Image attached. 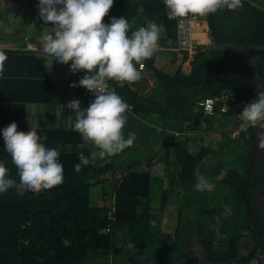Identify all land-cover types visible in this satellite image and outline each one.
<instances>
[{
  "label": "trees",
  "instance_id": "trees-1",
  "mask_svg": "<svg viewBox=\"0 0 264 264\" xmlns=\"http://www.w3.org/2000/svg\"><path fill=\"white\" fill-rule=\"evenodd\" d=\"M120 16L132 20L129 34L139 22L148 25L155 21L166 29L159 41L165 48H158L145 61L146 68L139 82L121 86L110 81L116 84V93L132 104L130 114L159 122L162 129L154 132L153 144L163 143L164 150L143 162L144 165L140 149L131 151L129 147L110 160L96 157L94 165L77 172L74 166L80 162V154L92 159L98 149L93 150L91 143L84 142L75 126L38 125L34 130L42 137L47 136L46 147L56 148L60 153L64 182L39 194L26 190L10 154L4 149L2 130L12 122L18 125V131L30 130L24 124L25 101L44 98L31 93L20 82L23 75H32L26 70L40 64V60L32 50L0 48L8 57L6 78L0 80V111L9 116L0 123V162L9 169V178L16 181L14 188L0 194V264H139L150 260L171 264L178 253L177 257L185 260L196 249L187 240L191 237L188 227L192 226L190 206L196 202L201 205L196 237L209 250L214 249L211 252L215 259L226 264H264V158L258 154H254V159L250 156L245 163L247 174L235 170L221 180L232 184L231 192L241 204V209L234 214L237 220H228L223 211L220 214L218 202L210 204L214 201L211 191L195 190L201 175L214 182L212 168H205L204 160L214 149L208 142L191 149L189 143L193 136L187 131L199 126L202 119L208 124L216 117L223 119V114L204 115L198 106L203 97L231 91L236 100L229 112L241 113L252 102L250 96L259 83L264 84V7L257 0H244L242 10L225 9L208 15L212 42L206 50L195 54L189 71L183 67L188 50L167 48L176 40L177 19H169L163 0H114L104 20L110 23L112 17ZM147 71L152 72L156 81L153 86L146 83ZM77 74L78 83L85 73ZM76 93L83 100L84 108L95 99L83 87H78ZM126 129L125 125V136ZM157 158L165 167L170 186L160 192V201L154 205L152 171L155 170L150 165ZM98 184L99 196L111 197L110 203L92 198V187ZM222 188H226L224 184ZM173 189L181 198L177 208L180 211L176 226L166 230L158 221L162 219L160 212L168 210ZM190 193L200 198L188 200ZM156 209L159 210L156 212ZM209 209V214L214 212L210 219L204 212ZM240 219L249 238L245 240L249 249L243 254L237 237H226L224 232V227L226 232L233 226L237 229ZM223 236L228 240L225 248L221 247ZM182 239H186L183 247ZM125 242L132 246L126 247ZM143 244L150 250L145 259L141 256L147 252L140 246Z\"/></svg>",
  "mask_w": 264,
  "mask_h": 264
},
{
  "label": "clouds",
  "instance_id": "clouds-1",
  "mask_svg": "<svg viewBox=\"0 0 264 264\" xmlns=\"http://www.w3.org/2000/svg\"><path fill=\"white\" fill-rule=\"evenodd\" d=\"M35 1L40 19L46 25H54L51 32L46 31L41 37L42 52L61 65L71 61L70 71L73 74L83 71L85 74L79 82L70 84V87H83L95 97L84 109L79 99L74 98L67 103L68 109L75 113V130L84 142L98 149L92 159L80 154V162L74 166L79 172L82 167L94 165L96 157H113L133 145L135 133H130L126 138L123 132L131 105L114 89L109 90L108 83L114 81L123 86L124 83L131 85L139 82L143 78L144 61L155 54L166 29L163 24L152 21L147 27H140L129 34L131 26L124 16L112 17L110 23H105L104 18L109 14L114 0ZM243 2L163 0L169 19L184 22L189 17H196L195 22L200 17H206L210 41L206 38L203 42L208 43H203L205 45L212 42L207 16L225 9L242 10ZM195 30V34L201 33ZM7 58L6 53L0 51V80L6 78ZM239 115L245 126H264V92H259L257 98L246 104ZM2 135L4 149L10 154L18 170L19 181L26 190L39 194L63 184L64 166L59 161L60 153L56 148L46 147V135L42 137L35 130L18 131L15 122L4 128ZM260 147L264 148V142ZM8 174L9 169L0 162V194L16 186V181ZM215 187L203 175L195 184V190L199 192L212 191Z\"/></svg>",
  "mask_w": 264,
  "mask_h": 264
},
{
  "label": "crops",
  "instance_id": "crops-1",
  "mask_svg": "<svg viewBox=\"0 0 264 264\" xmlns=\"http://www.w3.org/2000/svg\"><path fill=\"white\" fill-rule=\"evenodd\" d=\"M34 1L35 0L31 2L0 0V48L32 50L40 60V64L36 63L34 66H32V69L30 68V70H26L28 71V74L32 75H23L20 82L25 88H27V90H30L31 93L35 92L38 96L44 98L43 101H25L26 115L24 117V124L26 126H30V130H34V128L38 125L59 126L63 123V125H69L70 122V125L75 126V113L71 112L68 109L67 103L74 98L79 99L81 101V108L84 109V106H82L84 102L83 100L78 98L76 93L78 87H70V84L77 83L76 76L79 72L73 74L70 71V61L68 64L61 65L56 60H54L53 57L45 56L42 52L41 37L46 31L51 32V28L53 26L51 25V23L47 25L44 24L43 20L40 19L39 10L37 7L38 3ZM206 43H208V41ZM160 45L161 44L159 42L158 48H165ZM33 46H36L39 49L33 48ZM190 64L191 60L186 66H183L184 69L189 71L191 69V67H189ZM146 76L147 85L153 86L156 81L153 77L152 72L148 71V73H146ZM148 77L150 78V80ZM6 114V112L3 113V111H0V123H2L5 118L7 119L9 117L6 116ZM135 115L136 114H129L126 124V127L128 126V124L133 125V129L137 130L135 132V141L133 145L130 146V148L131 151H135V148L140 149V152L142 154L141 162L146 163L152 156L164 150V146H162L163 143L157 142L153 144L154 132L156 130H161L162 126L157 121L154 122L152 119L150 120L147 117H139L138 115ZM228 116L229 115L224 114V149L229 147L232 140H240L243 135V132L241 128H239V126L235 127L236 130L234 129V131L237 132L236 136L235 134H232L230 132V127H232V125L237 121L238 117L232 118ZM204 122L205 119H202L201 123ZM201 123L199 126H201ZM147 124H149L151 127H148ZM147 130H149L148 134L146 133ZM187 131L190 136H193V139L189 144H194V141L196 145L198 143L197 141H199V146H191V149H198L202 144L206 143L204 141L205 139L203 140L202 137L196 133L195 127L190 128ZM176 133H178V131H176ZM198 138L201 140H199ZM92 148L93 150L96 149L93 144ZM126 150L127 149H125L124 152ZM110 158L111 157H109V160ZM151 161L152 163H154L152 166L150 165V168L153 167L152 169L155 170L152 171L155 177V183H157L160 187L159 192H162L165 188L170 186L169 177L165 171V167L162 161L158 162L159 158H157V161H155L154 159ZM110 177H112V175ZM172 191L173 192L171 193V199H168V210H163L161 212V215L162 219L168 217L169 220H171L172 218L173 220L171 225L175 227L177 224L175 219L177 217V213L180 211L177 210L179 206L178 203L181 198L176 195L174 189ZM100 197L102 200L104 199V196H102V194ZM159 201L160 200L153 199L152 203L154 205H157ZM168 222L169 223L167 224H162L163 229H169V226L171 225L170 221Z\"/></svg>",
  "mask_w": 264,
  "mask_h": 264
},
{
  "label": "rangeland",
  "instance_id": "rangeland-1",
  "mask_svg": "<svg viewBox=\"0 0 264 264\" xmlns=\"http://www.w3.org/2000/svg\"><path fill=\"white\" fill-rule=\"evenodd\" d=\"M257 2L259 3V6H263L264 7V0H257ZM209 45H205V44H199L197 45L195 51L197 50V52L201 51V50H206L208 48ZM194 51V52H195ZM194 52L192 54L188 53V57L185 59L183 66H186L188 64V62L191 60V64L192 61L194 60ZM194 54V55H193ZM190 64V66H191ZM189 66V67H190ZM264 69V67H263ZM148 73V71L146 72ZM149 78V77H148ZM150 80V78H149ZM264 84H262V82L259 83L257 89L251 94L250 98L251 101H254L257 98V94L259 92H264ZM240 114V113H239ZM239 114H229L228 117H232V118H237V121L232 125V127H230V132L232 134H235L236 136V131H234L235 127L239 126V128H241L243 135L241 137L240 140H232L231 144L229 145L228 148L223 147L224 144V116L223 119H221L220 117H216L212 123L208 124L206 121L204 123H201V126L195 127L196 129V133L202 137V139L207 143H209V145L214 149V151L212 153H210L208 156H206L204 158V160H206V167L215 169V171H213L212 169L210 170V173L212 174V183L215 184V188L211 191V194L214 199L213 202H211L210 204L212 205L214 202H218L219 203V207L218 210L220 212V214L223 211L224 214V218H227L228 220H233L236 219L237 220V215L234 216L235 212H237L238 210L241 209V204L239 203L240 199H236V194H232V184H225L223 183L221 180L231 172L233 173L235 170L242 173V174H247V170L245 169L246 165L245 163L247 161H249L250 156H253L254 159V154H258L259 156H262L264 158V148L260 147V144L262 142H264V126H260L257 125L255 127L252 126H245L244 122L241 120V117ZM264 123V122H262ZM71 124V122H70ZM69 124V125H70ZM148 127H151L149 124H147ZM133 125H129L127 126L126 129V138L130 133H135L137 130L133 129ZM236 130V129H235ZM234 131V132H233ZM149 130L146 131V133L148 134ZM198 137V136H196ZM199 139V138H198ZM201 140V139H199ZM192 141V140H191ZM198 143L195 145V142L193 141L194 144H190L189 147H198L199 145V141H197ZM238 144V145H237ZM258 147V151H255V147ZM246 161V162H245ZM247 168V167H246ZM229 170V171H228ZM209 174V176L211 175ZM222 184L225 185L226 188H222ZM177 188V186H176ZM222 188V189H221ZM193 190V187L191 188L190 191ZM160 187L157 183H155V177L152 176V199H156V200H160ZM101 192V187L100 185H94L92 187V198L97 199L96 201L98 202H103L108 201L109 203L111 202V197H106L107 195L104 196V200L101 199V197L99 196ZM206 195V194H204ZM199 196H194L191 193L188 196V200H192V201H196V199H199ZM200 204L199 203H194L192 206H190V213H192L191 215V227H188V230L191 229V232L189 231V234L191 237H189L187 240L188 242H190V246H194L196 249L192 250L191 253L188 255L187 259H181L180 257H177L176 254V258L171 261V264H226L224 261L221 262L220 260H217L214 258V253L211 252L213 250H209L205 245H203L198 237H196L197 234V229H199V227H197L198 224H200L199 221H201V212H200ZM158 210L156 209V212ZM206 211H208V213H206ZM204 210L205 214H207V218L210 219L213 217L214 212H211L209 214V210ZM186 212V211H185ZM161 213V212H160ZM162 214V213H161ZM186 216L185 213H183ZM209 214V215H208ZM203 217V216H202ZM177 218V217H176ZM172 218L171 220H169V218H163L161 219V221H158V223L160 222L161 224H167L169 223L168 221H170V225L172 224ZM175 221L177 222V220L175 219ZM184 219H183V223H184ZM240 226V227H239ZM173 227L172 225L169 226V228ZM174 228V227H173ZM172 228V229H173ZM226 227H224V232L227 233V236H236L237 237V242L239 245V251L241 254L245 253L249 247L247 245H245V240L249 239L248 236L246 235V231L245 229H243V223H242V219H240L238 221V228L236 229V227H231L230 229L227 230L226 232ZM239 229V230H238ZM186 235V234H185ZM194 237V238H193ZM223 236V242L224 245L221 246L222 248H225L227 246V238ZM227 240V241H226ZM174 242V241H173ZM184 242L186 243V239H182V242L180 243V245L183 247ZM251 245V242L249 243ZM124 245L126 247L132 246V243L129 245L127 242L124 243ZM188 245V243H187ZM145 251L147 252H143L142 253V259L149 257L148 256V252L150 250L145 249L146 245H140ZM148 247V245H147ZM222 248H220L219 250H221ZM179 251L181 250V248H177ZM218 251V250H216ZM221 252V251H220ZM195 257V258H193ZM194 259V260H193ZM191 260H193L191 262ZM219 261V262H218Z\"/></svg>",
  "mask_w": 264,
  "mask_h": 264
},
{
  "label": "built area",
  "instance_id": "built-area-1",
  "mask_svg": "<svg viewBox=\"0 0 264 264\" xmlns=\"http://www.w3.org/2000/svg\"><path fill=\"white\" fill-rule=\"evenodd\" d=\"M117 18H119V17H117ZM125 18L129 21L130 26H132L133 25L132 20L128 19L127 17H125ZM204 18L206 19V17H200V18H198V20H202ZM194 20H195V18H193V17H189L184 22H180L177 19V37H176V40L174 41V43L171 46H168L167 48H170L172 50L186 49V50H188L189 54H192L195 51L197 45L206 43V42H203L201 40L200 34H198V35L195 34V31H196L195 29L200 27L202 24L196 23V22H194ZM104 22L107 23L105 20H104ZM207 25H205V28H206L205 31L206 32H204V33L206 34L207 40L209 39L208 41H210V38L208 35L209 34V30H208L209 27ZM52 26L54 27V25H52ZM140 27H147V25L145 23L139 22L136 25H134L133 31L138 30ZM194 27H196V28H194ZM33 48L39 49L36 46H33ZM196 52H197V50L194 52V54ZM137 67H139V66L137 65ZM145 68H146V63L144 61L143 70ZM108 87H109V90L114 89L116 91V84L115 83H112L109 81ZM89 94L93 98H95L93 94H91V93H89ZM235 99H236V96L233 92L223 91L222 93L217 94V95L209 94V95L203 97L201 100H199L198 106L203 111L204 115H206V116L218 115V114H227V113H229L231 105L235 102ZM129 105H131V111H132L133 106H132V104H129ZM111 208H112V210H109V218L110 219L113 218L114 206H112ZM109 226H110V223H108V225H107V230L109 229ZM111 260H112V258H111ZM76 264H84V263H76ZM105 264H114V262H108ZM139 264H162V263L159 262L158 260H150V261L140 262Z\"/></svg>",
  "mask_w": 264,
  "mask_h": 264
},
{
  "label": "bare ground",
  "instance_id": "bare-ground-1",
  "mask_svg": "<svg viewBox=\"0 0 264 264\" xmlns=\"http://www.w3.org/2000/svg\"><path fill=\"white\" fill-rule=\"evenodd\" d=\"M196 23H199L198 21H195ZM203 25H201L202 27L200 28L201 30H203V28L205 29V25H207L206 23H201ZM198 29V28H197ZM200 34V38L202 41H204L206 39V34L205 33H199Z\"/></svg>",
  "mask_w": 264,
  "mask_h": 264
},
{
  "label": "water",
  "instance_id": "water-1",
  "mask_svg": "<svg viewBox=\"0 0 264 264\" xmlns=\"http://www.w3.org/2000/svg\"><path fill=\"white\" fill-rule=\"evenodd\" d=\"M196 21H197V20H196ZM198 22H199V23H207V20H206V19H202V20H198ZM202 25H203V24H202ZM201 27H202V26L198 27L199 32H201V33L206 32L204 28H203V30H201V29H200Z\"/></svg>",
  "mask_w": 264,
  "mask_h": 264
}]
</instances>
